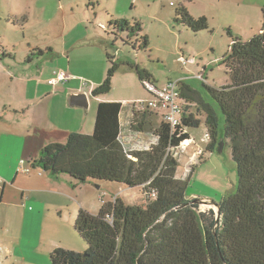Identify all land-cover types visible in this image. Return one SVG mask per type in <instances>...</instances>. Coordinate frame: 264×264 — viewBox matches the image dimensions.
<instances>
[{"label": "trees", "instance_id": "16d2710c", "mask_svg": "<svg viewBox=\"0 0 264 264\" xmlns=\"http://www.w3.org/2000/svg\"><path fill=\"white\" fill-rule=\"evenodd\" d=\"M261 17V27L248 40L233 38L235 30L225 29L232 40L220 62L229 83L204 85L213 103L202 91L178 81L183 107L177 126L170 127L147 108L134 113L130 128L147 130L155 139L147 149L126 150L120 141L121 103L100 102L92 134H70L64 143L40 150L33 166L52 177L67 174L80 184L120 183L143 194L141 204L127 205L114 197L102 200L96 214L80 209L73 227L86 250L54 248L50 264H264V9ZM174 21L194 33L209 30L206 17L193 18L183 6L175 11ZM107 26L113 34L107 31L108 48L114 46L115 36L134 49H148L147 37L139 35V23L108 20ZM135 34L138 40H133ZM106 59L105 78L91 92L96 98L111 91L119 69L112 54L107 52ZM123 63L145 90L144 83L154 85L146 70ZM199 117L204 118L206 151L216 153L221 140L229 146L235 164V191L216 203L218 216L214 207L205 211L193 202L196 199L186 198L193 168L185 180L177 176L173 151L189 139V128L199 127ZM204 153L198 156L200 162Z\"/></svg>", "mask_w": 264, "mask_h": 264}, {"label": "rangeland", "instance_id": "374dc122", "mask_svg": "<svg viewBox=\"0 0 264 264\" xmlns=\"http://www.w3.org/2000/svg\"><path fill=\"white\" fill-rule=\"evenodd\" d=\"M239 1L227 3L226 0H135L132 7V5L130 6L132 0H0V36L1 33L6 34L4 40L7 42L4 44L5 47L2 46V50L4 54L12 53L16 56L15 59L5 58L8 63L13 65L22 64L26 67L30 63L25 64V61L34 64L46 62L48 67L57 68L56 62L60 58H56V50H60L62 46V36L67 34L65 38L67 42L73 32L78 33L79 31H99L102 36L106 37L107 31L112 34L111 27L107 26L108 20L114 22L126 19L131 26H134L135 22L140 24L139 35L147 37L148 49L146 51L134 49L131 45L124 44L121 38L113 36L114 46L107 50L116 58L119 69L112 79L111 91L103 96L110 100L107 103L143 102L150 98L136 73L131 69L130 71L123 63L126 60L125 56L130 58L128 62L146 70L151 75L152 82L156 87L160 88L167 82L188 80L192 88L199 92L202 91L205 94L202 96L213 103L207 98L205 86L222 87L229 83L224 65L220 62V59L227 54L232 40L225 29L230 24V28H238V30L231 31L233 38H238L240 35L248 37L241 32L251 33L252 28L258 23L256 10L250 6L246 7ZM182 6L193 18L206 17L209 21V30L194 33L175 23V11ZM9 14L19 17L17 19L10 18ZM2 27L5 28L1 29ZM186 31H190L189 34H186ZM135 35L133 40H138L139 35ZM48 47L53 49L52 59L46 57ZM36 50L43 53L38 54ZM64 57L69 59L68 54ZM177 57H183L187 62L180 63L177 61ZM58 70L60 69L57 68L55 71ZM77 70L83 72L81 69ZM91 70L93 67H90L86 76H75L78 80L74 83L79 87L84 81L88 83V86L84 88L86 91L93 86L91 75H89L93 73ZM28 74L29 77L39 75L36 69L29 70ZM69 75L73 78L70 73ZM53 76L52 74L51 78ZM59 91L57 89L58 93ZM90 100L92 108L90 109L89 106L87 112L81 110L83 118L92 114L99 104L93 100L92 96H90ZM216 111L221 117L220 122L223 125L224 117L217 105ZM199 118V127L187 130L189 136L194 139V143L189 144L188 140L184 141L182 145L185 149L176 148L173 155L179 165L178 176L181 174L183 180L193 168L185 192L186 198L189 200L204 198L217 203L225 195L235 191V164L231 160L228 145L222 147L220 155L215 152L210 154L206 151L204 118ZM80 122L81 120L75 122L74 125L78 126ZM126 130L136 137L141 134V139L149 140L150 138L153 142L155 141L147 130L136 132L130 128L129 124L126 125ZM145 146H148V143H145ZM195 149L205 151L202 157L203 162L197 158L191 163L185 164L186 159L183 154L186 153V156H190ZM81 189H83L82 193H84L88 206L93 210L92 214L99 211L102 200L111 201L114 197L120 198L127 205L143 202V194L139 188H129L120 183L88 180L87 184L83 183V186L77 190ZM200 207L205 211L210 209L206 204H201ZM17 239L18 234L14 231L5 235L0 229V264H27L20 261L14 252L8 250V248H14L17 245ZM76 242L79 244V248H83L81 252L86 250V244L77 234L74 235V243L78 246Z\"/></svg>", "mask_w": 264, "mask_h": 264}, {"label": "crops", "instance_id": "0c3cea01", "mask_svg": "<svg viewBox=\"0 0 264 264\" xmlns=\"http://www.w3.org/2000/svg\"><path fill=\"white\" fill-rule=\"evenodd\" d=\"M226 1L235 3V0ZM239 2L255 9L258 18L259 24L252 28L251 33L241 32L248 37H240L248 40L262 25L261 11L264 9V0ZM134 4L135 0H132L130 6L133 7ZM9 17L17 19L19 16L9 14ZM86 21L85 23L88 22ZM3 28L5 27L1 29ZM231 29L238 30L236 27ZM5 35L1 33L0 36V179L4 181L0 185V229L5 235H9L10 231L18 234L17 245L8 250L14 252L20 261L27 264H50V254L54 248L81 252L83 248H79L77 242L78 246L74 243V221L80 209L90 213L93 210L84 198L83 189L77 190L83 184L67 174L52 177L39 167L33 166V163L44 146L64 143L70 134H92L96 107L86 118L82 117L81 110L87 112L89 106L92 108L91 92L105 78L108 43L99 31L73 32L68 42L65 40L67 34L62 36V46L60 50H56V58H60L56 65L58 69L69 72L73 78L65 84L50 87L47 81L57 68L48 67L46 62L34 64L25 61V64L30 63L26 67L8 63L6 57L15 59L16 56L10 53V50V54H4L2 46L7 44ZM47 51L46 57L52 59L53 49L48 47ZM67 54L69 59L66 60L64 55ZM125 57V62H128L130 58ZM90 67H93V73L89 74L93 86L86 91L84 86L79 87L74 81L78 80L75 77L77 75H88ZM34 69L39 75L29 77L28 71ZM180 81L191 85L188 80ZM57 89L60 90L59 93ZM83 93L86 95V108L70 105L71 95ZM92 98L96 103L110 101L105 97ZM79 101L83 103L82 99ZM136 102L140 101L121 103L120 141L128 151L145 150L153 142L150 138L141 139V134L136 137L126 130V125L139 109L134 107ZM79 120L80 124L74 125ZM191 140L194 142L189 136V141ZM145 143H148V146H145ZM196 151L197 149L190 156L183 154L185 164L197 159L194 156ZM21 160L25 162L27 171L17 172ZM178 178L182 179L181 174Z\"/></svg>", "mask_w": 264, "mask_h": 264}, {"label": "built area", "instance_id": "2783aa9c", "mask_svg": "<svg viewBox=\"0 0 264 264\" xmlns=\"http://www.w3.org/2000/svg\"><path fill=\"white\" fill-rule=\"evenodd\" d=\"M177 61L180 63L187 62L186 60H184L183 57H179ZM53 75L54 76L48 81V84L51 86H55L57 84H65L69 82L70 79H72L69 73L64 70L55 71ZM82 85L84 87H87L88 83L84 81ZM144 85L146 91L150 95V98L143 102L142 101L136 102L134 104V107L137 109L139 108L138 110L147 108L157 113L160 119L164 123L168 124L170 127L177 126L179 124V117L183 107V100L180 99V92L178 89V81L167 82L164 85H162L160 88L150 83H144ZM189 142L194 143L192 140ZM182 144L179 147L185 149V147ZM201 154H202V150L197 149L196 154L194 156L198 158V156ZM24 171H27V168L25 162L21 160L17 167V172H24ZM3 182L4 181L0 179V185H2Z\"/></svg>", "mask_w": 264, "mask_h": 264}, {"label": "water", "instance_id": "95a60500", "mask_svg": "<svg viewBox=\"0 0 264 264\" xmlns=\"http://www.w3.org/2000/svg\"><path fill=\"white\" fill-rule=\"evenodd\" d=\"M82 99L83 100V103H81L80 101L78 102V100ZM70 105H75V106H82L83 108H86V95L83 93V94H78V95H71L70 96ZM218 149H217V152L216 154L217 155H220L222 153V147H223V143L222 141L220 140L219 143H218ZM194 203L196 204H206L207 206H209L210 208L211 207H214L215 209V213L217 214L218 216V207H217V204L214 203V202H211V201H208V200H201V199H196L195 201H193Z\"/></svg>", "mask_w": 264, "mask_h": 264}]
</instances>
